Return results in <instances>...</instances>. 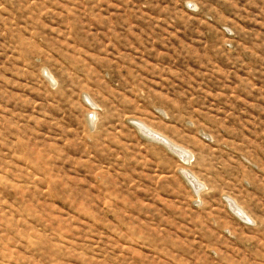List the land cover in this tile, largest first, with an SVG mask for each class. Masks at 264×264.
<instances>
[{"label": "rangeland", "instance_id": "obj_1", "mask_svg": "<svg viewBox=\"0 0 264 264\" xmlns=\"http://www.w3.org/2000/svg\"><path fill=\"white\" fill-rule=\"evenodd\" d=\"M0 264H264V0H0Z\"/></svg>", "mask_w": 264, "mask_h": 264}, {"label": "bare ground", "instance_id": "obj_2", "mask_svg": "<svg viewBox=\"0 0 264 264\" xmlns=\"http://www.w3.org/2000/svg\"><path fill=\"white\" fill-rule=\"evenodd\" d=\"M139 127V126H138ZM142 130H144L146 133H148L149 136H151L152 138H154L155 140H159L162 141L164 144L168 145L172 150V152L174 154H177L180 158H182L184 161L188 160L189 154H188V150H182L178 147L172 146L169 141L166 140V138L159 136L156 131H152V129H148L145 126L142 127ZM160 138V139H159ZM184 148V147H183ZM191 161V159L189 160V162ZM186 172V171H185ZM187 177L189 178L190 182L195 186V188L197 189V186H199V183L197 182V180L191 176L189 173H186ZM194 188V187H193ZM200 189V188H199ZM201 190V189H200ZM233 201V200H232ZM231 200L228 201V204L230 206V208L232 209V211L234 213H236L242 220H244L245 222H249V219L247 218L246 214L242 211V209H240L239 207H237V204L232 202ZM244 209V208H243ZM247 213V212H246ZM236 215V216H237ZM238 217V218H239Z\"/></svg>", "mask_w": 264, "mask_h": 264}, {"label": "crops", "instance_id": "obj_3", "mask_svg": "<svg viewBox=\"0 0 264 264\" xmlns=\"http://www.w3.org/2000/svg\"><path fill=\"white\" fill-rule=\"evenodd\" d=\"M195 187V186H194ZM201 188H202V185H201ZM198 189V188H197Z\"/></svg>", "mask_w": 264, "mask_h": 264}]
</instances>
